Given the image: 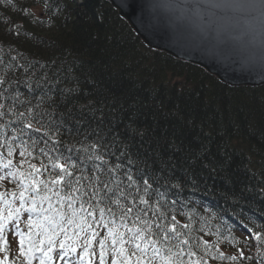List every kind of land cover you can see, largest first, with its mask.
I'll return each instance as SVG.
<instances>
[{"label":"trees","instance_id":"1","mask_svg":"<svg viewBox=\"0 0 264 264\" xmlns=\"http://www.w3.org/2000/svg\"><path fill=\"white\" fill-rule=\"evenodd\" d=\"M0 79L6 81L0 86V162H13L11 168L0 167L6 177L0 181V193H6L0 213L20 209L19 220L7 222L0 259L7 255L8 264H27L19 233L26 234V251L29 217L37 223L54 216L41 211L50 203L71 215L70 201L58 202L53 193L73 195L74 208L81 203L88 208L85 202L96 204L108 183V195L115 193L120 205L104 199L100 206L115 211L114 217L106 212L105 219L120 225L121 206H133L129 226H139L135 208L147 211L139 215L153 231H159L157 224L174 223L183 235L169 233L173 239L165 243L188 239V245L180 244L184 264H264V86L230 87L200 67L148 48L106 0H0ZM29 122L32 128L25 127ZM68 157L80 183L69 178L71 187L52 185L59 172L52 164ZM29 163L40 169L31 179L49 182L51 191L29 185L21 208L19 172H32ZM110 168L116 171L109 174ZM125 173L137 180L131 188ZM144 178L152 185L147 195ZM45 195L50 200L42 201ZM139 196L152 206L139 204ZM32 198L36 210L28 211ZM156 207L161 211L153 215ZM89 210L99 219L97 209ZM92 223L99 232L92 264H99L97 241L107 232ZM68 229L55 237L50 264H86L79 256L87 233L77 239L73 234L79 230ZM31 231L32 241L46 249V242L39 244L43 234L35 235L43 229ZM66 235L77 252L60 259L59 243ZM189 249L195 256L187 255ZM41 258L34 252L31 264Z\"/></svg>","mask_w":264,"mask_h":264},{"label":"snow or ice","instance_id":"2","mask_svg":"<svg viewBox=\"0 0 264 264\" xmlns=\"http://www.w3.org/2000/svg\"><path fill=\"white\" fill-rule=\"evenodd\" d=\"M212 7L221 9L222 11H244V10H254L256 5L251 2V0H217L216 3L211 5ZM261 7H264V0H261ZM6 83L4 79H0V86H3ZM4 105L0 104V108H3ZM23 116V113H21ZM27 128H32V123L29 122L25 125ZM35 131L39 132L40 129L37 128ZM13 154V150L9 148L7 155L11 157ZM21 156H24L25 153L21 152ZM71 158H66L65 163H60L57 160L52 164L54 169H59V172L55 175L54 178L50 179V183L52 185H64L67 187H71L72 180L69 178H74L75 183L79 184L81 178L75 175V166H72V170L69 168L68 160ZM96 159L102 160V157L97 156ZM103 163H107L106 161H102ZM13 166V162L11 159H8L6 162H0V167L4 169L11 168ZM32 172L27 173L19 172V177L21 179V184L24 185L22 190L19 193V199L21 200V208L23 207V202L25 200V193L28 190L29 185L31 186L33 191L39 192V185L43 184L45 189L51 191L48 188V183L46 181L31 179L33 175L40 173V169L36 167L34 164L28 165ZM99 167V166H97ZM120 165H117L116 168H119ZM116 168H110L109 174L116 171ZM17 175L16 172H8L7 176L15 178ZM126 179L131 182L128 184V187L131 188L134 184L137 183V180L133 178L130 173H125ZM87 179V177H84ZM6 179L5 176L0 175V181ZM25 179H28V184H24ZM144 187V193L149 194V189L152 188V185L149 183V178H144L142 180ZM117 188H119V184H117ZM103 189L105 190V196L100 199L96 204H92L91 201H86L89 205L88 208L85 207L84 203H81L79 208H74L73 205L76 203L73 195H67L64 197L60 196L59 191L53 193L56 195L59 200L58 202H62L63 200H68L70 203L67 205L69 209L72 210L71 215H66L61 209H53L51 203L49 204L48 209H41L43 212H54L53 215H44L42 222L33 223L31 217L28 220L29 233L27 234L28 240V248L25 251V237L26 234L20 232V254L21 256H25L27 259V264H31L33 259V253L39 251L42 253V257L40 264H46V260L49 262L52 261V255L55 248V237L60 233H67L68 226H73L75 229L79 231L74 232V237L79 238L81 233H87L84 238V250L83 253L80 254V261H86V264H92V257L96 256L94 251H91L93 246V241L99 236V232L96 231V228L93 227L92 221H95L96 227L103 226L106 229L107 234L99 239V264H109L108 257L111 256L110 264H184L181 259L184 254V249L180 247V244L188 245V239L180 240L177 244H166L165 242H170L173 237L169 235V233H174L175 237H180L183 233L177 231L176 225L173 223L167 227L162 224H157L156 228L159 231H153L152 224L147 220H143L140 213H143L144 216H147L148 213L144 208H135V221H139V226L136 223H133L132 226H129L127 221L134 214L133 206H121V215L119 219L123 222L120 225H117L115 219L106 220L105 213L107 212L110 216H115V211L111 206L105 205L103 207L100 206L103 203V200H108L111 204L120 205V199H114L113 193L112 196L108 195L109 192H112V189L109 187L108 183L103 184ZM73 191H79V188H73ZM139 192V188L136 189ZM158 192V190H157ZM6 193H0V199H2ZM131 195V193H129ZM161 199L164 197V193H159ZM12 196H16V193H12ZM120 196H124L123 191H120ZM135 200L136 198L133 197ZM41 200H50V197L45 195L41 197ZM139 204L145 205L147 207H151L150 199H146L145 196H139L138 200ZM7 203V202H6ZM36 199L32 198V206L28 209V211L36 210ZM159 205V201L156 202ZM175 203V201H173ZM89 208H94L98 210L99 219H96V211H90ZM160 208L156 207L155 212H160ZM86 213V215H84ZM20 209H12L9 208V211L6 216L0 213V242L4 245L7 244L6 239L3 236V232L7 227V222L11 220H19ZM161 215L163 213L161 212ZM91 218V220L89 219ZM172 221H176V217H171ZM46 225V226H45ZM184 227H188L185 225ZM32 228H42L43 232H37L35 235L43 234L44 239H42L39 244L43 245L45 242L48 247L45 249L43 247H38L36 243L32 241L33 233L31 231ZM121 228L125 229L124 231ZM72 239V237L65 236V240L60 241L59 248L61 252L59 253L60 259H63L65 256L69 255V253H76L77 249L71 244H67L66 240ZM257 239H260L257 236ZM205 243H207L205 241ZM173 247L177 250L175 252L172 251ZM166 249V251H165ZM0 251H6V249L0 246ZM188 256H195V252L189 251L187 252ZM221 258H223V253L220 254ZM242 255V254H241ZM230 259H236V257H230ZM0 264H8L7 255L4 256L3 259H0ZM192 264V262H190ZM194 264H200V261L197 260Z\"/></svg>","mask_w":264,"mask_h":264},{"label":"water","instance_id":"3","mask_svg":"<svg viewBox=\"0 0 264 264\" xmlns=\"http://www.w3.org/2000/svg\"><path fill=\"white\" fill-rule=\"evenodd\" d=\"M152 50L230 87L264 86V7L222 11L217 0H106Z\"/></svg>","mask_w":264,"mask_h":264}]
</instances>
